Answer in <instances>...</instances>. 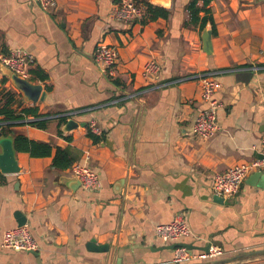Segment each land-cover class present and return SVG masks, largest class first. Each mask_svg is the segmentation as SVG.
I'll use <instances>...</instances> for the list:
<instances>
[{"label":"crops","instance_id":"1","mask_svg":"<svg viewBox=\"0 0 264 264\" xmlns=\"http://www.w3.org/2000/svg\"><path fill=\"white\" fill-rule=\"evenodd\" d=\"M149 1L169 9V17L125 22L112 17L117 0H57L49 10L36 0H0V50L29 51V78L47 95L27 102L2 63L0 80L9 79L1 87L53 117L47 128L29 120L11 126L14 134L50 142L53 152L17 151L20 170H0V264H175L172 242L156 228L178 213L192 231L180 242L193 244V252L211 243L223 250L216 259L240 257L224 264H264V253L243 257L264 248V168L249 173L233 196L220 197L212 187L215 173L261 156L264 0L211 2L218 30L211 54L203 30L185 25L189 0ZM101 42L117 50L113 72L95 59ZM153 60L160 70L145 73ZM207 73L220 82L214 94L220 127L202 137L193 125L207 106L200 80ZM63 115L79 125L65 131L63 122L60 130ZM58 146L76 156L71 166L53 164ZM78 161L99 172V189L77 184ZM22 216L35 249L2 243Z\"/></svg>","mask_w":264,"mask_h":264},{"label":"built area","instance_id":"2","mask_svg":"<svg viewBox=\"0 0 264 264\" xmlns=\"http://www.w3.org/2000/svg\"><path fill=\"white\" fill-rule=\"evenodd\" d=\"M44 10H49L57 4V0H36ZM145 14V8L137 0H120L112 11V17L125 22L140 21ZM117 50L114 46L104 42L99 43L95 51V59L105 71H112ZM33 55L25 48L16 47L8 52L0 50V63L10 67L22 77H30V67ZM161 68L156 61H150L145 65V73L156 74ZM202 98L207 106L202 109L193 125V133L202 137H211L219 130L217 119L218 108L221 102L214 96L220 82L213 74L200 76ZM92 129L98 128L92 123ZM264 168V137L261 156L249 162L237 163L230 166L226 171L217 172L213 175L212 187L220 195L225 197L237 194L249 173ZM74 175L79 177L84 188L97 190L101 186V177L97 170L81 161L73 165ZM159 237L167 242H180L182 238L191 235V228L182 213H178L167 223L159 224L156 228ZM3 245L17 250H32L37 247V242L30 231L28 223L8 228L4 231ZM223 254V250L217 246H211L208 252H193L184 244H178L174 248L173 262L175 264H195L196 260L209 258L216 259Z\"/></svg>","mask_w":264,"mask_h":264},{"label":"trees","instance_id":"3","mask_svg":"<svg viewBox=\"0 0 264 264\" xmlns=\"http://www.w3.org/2000/svg\"><path fill=\"white\" fill-rule=\"evenodd\" d=\"M137 1L142 3L145 8L144 17L140 20L143 23L158 19L159 17L168 18L170 15V10L159 4H154L149 0ZM212 1L189 0L186 5L189 18L185 21V25L198 27L200 30H203L210 23L213 35H216L218 32L217 23L210 7ZM117 2L119 3L120 0H117ZM202 12H204L203 15L201 14ZM40 75L43 79L46 77L42 73ZM8 79L5 76L3 80H0V127L3 132L5 134L13 133L11 129L12 125L24 122L31 116L33 119H29L28 123L41 128H47L51 122V118H47V116L51 115L52 112L42 113L37 104L27 105L23 101L19 102L17 98L19 93L16 90L6 86L1 87ZM66 120L67 117L65 115L57 118L60 130L61 124L66 122ZM89 135L95 141L99 139V136L91 131H89ZM14 145L17 151H28L32 156H49L53 152V146L50 142L31 139L24 134H14ZM75 159L76 156L70 149L58 146L53 164L59 168H67L73 164Z\"/></svg>","mask_w":264,"mask_h":264},{"label":"water","instance_id":"4","mask_svg":"<svg viewBox=\"0 0 264 264\" xmlns=\"http://www.w3.org/2000/svg\"><path fill=\"white\" fill-rule=\"evenodd\" d=\"M213 30L209 27H205L202 32V38H203V48L208 53L211 54L213 52ZM4 65V64H3ZM4 68H6V71L4 73L10 78L13 86L23 95L24 99L27 102H33L38 103L40 100H45L47 92L44 90V85L40 82H34L30 78L22 77L18 75L16 72H14L10 67L4 65ZM46 117V116H45ZM47 118H53L52 116H47ZM33 119V118H29ZM27 119V120H29ZM79 125V123L74 118H68L66 122L63 125V129L65 131H71L74 128H76ZM0 170L4 173H13L18 172L20 170V166L17 159V149L14 145V134L8 133L5 134L0 127ZM260 172H257L253 178H258V175ZM74 180L77 182V184H81V180L79 177L74 175ZM221 195L220 197H222ZM26 222V218L22 216L19 219V225H22ZM178 244H184L189 248H193V244L190 243H176L173 242L170 244V248H175ZM211 243H208L207 246L204 247L205 252H208ZM93 248L96 249H104L106 248V245L100 244L99 246H95L92 244ZM256 253H264V248L254 250L251 252H248L244 254L243 257L249 256ZM240 257H232V258H217L213 259L210 262H202V263H196V264H224L229 261L235 260Z\"/></svg>","mask_w":264,"mask_h":264}]
</instances>
